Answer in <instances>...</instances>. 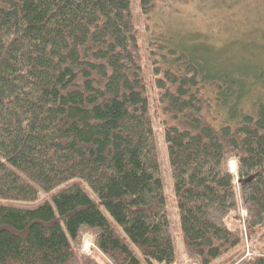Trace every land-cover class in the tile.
<instances>
[{"label": "trees", "instance_id": "1", "mask_svg": "<svg viewBox=\"0 0 264 264\" xmlns=\"http://www.w3.org/2000/svg\"><path fill=\"white\" fill-rule=\"evenodd\" d=\"M155 2L139 0L138 14ZM134 8L0 0V264H264V91L244 106L264 70L213 74L165 40L177 72L151 81ZM239 209L246 233L227 225ZM86 233L103 263L81 253Z\"/></svg>", "mask_w": 264, "mask_h": 264}, {"label": "rangeland", "instance_id": "2", "mask_svg": "<svg viewBox=\"0 0 264 264\" xmlns=\"http://www.w3.org/2000/svg\"><path fill=\"white\" fill-rule=\"evenodd\" d=\"M133 2L135 3L134 19L142 54L141 64L144 66L145 75L148 78L151 76V81L160 77V74L152 73L156 68L160 71L177 72L176 66L172 67L166 63V61L172 63L174 57L158 48L157 44H166V41L172 42L180 50H191L201 66L213 74L227 75V72H236L235 75L241 76L240 72L247 73L253 69L264 70V0H156L149 18L138 14L139 0H133ZM233 64H236L237 69L231 67ZM249 84L253 85V95L251 94L252 98L247 97L244 100L246 108H249L250 103L264 91L258 80L249 78ZM152 93L154 91H151L149 95L151 113L155 120V131L160 133L162 116L157 98L155 95L152 96ZM213 115L217 117L218 122L224 121L226 117L225 112L220 108L216 109ZM157 143L167 208L171 214L172 225L175 227V239L179 245L177 247L181 251L165 145L159 135H157ZM228 167L235 173L233 161L229 162ZM245 217L246 213L242 209L232 213L227 219L228 227L241 229L246 233L244 231ZM92 241L90 234L86 233L82 236L81 253L103 263L102 257L92 247ZM243 243L250 255L248 237L246 239L244 236ZM182 264L188 263L184 261Z\"/></svg>", "mask_w": 264, "mask_h": 264}, {"label": "bare ground", "instance_id": "3", "mask_svg": "<svg viewBox=\"0 0 264 264\" xmlns=\"http://www.w3.org/2000/svg\"><path fill=\"white\" fill-rule=\"evenodd\" d=\"M234 167V166H233ZM234 169V168H233ZM235 171V170H234Z\"/></svg>", "mask_w": 264, "mask_h": 264}]
</instances>
